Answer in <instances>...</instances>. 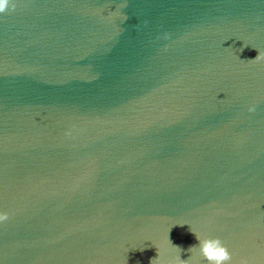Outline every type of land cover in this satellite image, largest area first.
Listing matches in <instances>:
<instances>
[{"label":"water","instance_id":"water-1","mask_svg":"<svg viewBox=\"0 0 264 264\" xmlns=\"http://www.w3.org/2000/svg\"><path fill=\"white\" fill-rule=\"evenodd\" d=\"M13 4L0 264H264V0Z\"/></svg>","mask_w":264,"mask_h":264},{"label":"clouds","instance_id":"clouds-1","mask_svg":"<svg viewBox=\"0 0 264 264\" xmlns=\"http://www.w3.org/2000/svg\"><path fill=\"white\" fill-rule=\"evenodd\" d=\"M5 9L8 11L14 10L13 0H0V14L4 13ZM260 57V53L256 51V55L254 58L250 59H258ZM251 111V108H249ZM7 218V213H0V221H3ZM188 230L193 234L195 243L187 246L185 251L188 252V256L186 259L181 260L179 253L181 248L179 245H173L169 238L168 233L166 239L169 245L176 250L175 257L169 260H161L160 254L156 249V255L153 258H150V264H192V258L194 256H199L205 264H230L231 256L221 241L212 236L201 235L198 234L188 228Z\"/></svg>","mask_w":264,"mask_h":264}]
</instances>
